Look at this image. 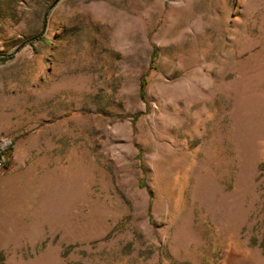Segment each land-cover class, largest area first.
<instances>
[{
	"label": "rangeland",
	"instance_id": "rangeland-1",
	"mask_svg": "<svg viewBox=\"0 0 264 264\" xmlns=\"http://www.w3.org/2000/svg\"><path fill=\"white\" fill-rule=\"evenodd\" d=\"M0 58V264H264V0H0Z\"/></svg>",
	"mask_w": 264,
	"mask_h": 264
},
{
	"label": "trees",
	"instance_id": "trees-1",
	"mask_svg": "<svg viewBox=\"0 0 264 264\" xmlns=\"http://www.w3.org/2000/svg\"><path fill=\"white\" fill-rule=\"evenodd\" d=\"M39 39V38H37ZM35 39V40H37ZM10 56L9 58H11ZM5 58H0V62L5 61ZM147 81L145 77H142L140 79V95L141 97H144V90L146 87ZM11 146H12V141H7L3 140L0 142V165L4 169H8L10 166V156H11Z\"/></svg>",
	"mask_w": 264,
	"mask_h": 264
},
{
	"label": "water",
	"instance_id": "water-1",
	"mask_svg": "<svg viewBox=\"0 0 264 264\" xmlns=\"http://www.w3.org/2000/svg\"><path fill=\"white\" fill-rule=\"evenodd\" d=\"M44 17H46V15Z\"/></svg>",
	"mask_w": 264,
	"mask_h": 264
}]
</instances>
